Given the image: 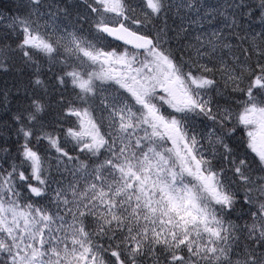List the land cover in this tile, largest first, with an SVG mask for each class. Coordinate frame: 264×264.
Segmentation results:
<instances>
[{"label": "snow or ice", "instance_id": "obj_1", "mask_svg": "<svg viewBox=\"0 0 264 264\" xmlns=\"http://www.w3.org/2000/svg\"><path fill=\"white\" fill-rule=\"evenodd\" d=\"M0 264H264V0L0 3Z\"/></svg>", "mask_w": 264, "mask_h": 264}, {"label": "trees", "instance_id": "obj_2", "mask_svg": "<svg viewBox=\"0 0 264 264\" xmlns=\"http://www.w3.org/2000/svg\"><path fill=\"white\" fill-rule=\"evenodd\" d=\"M9 0H0V3L7 4Z\"/></svg>", "mask_w": 264, "mask_h": 264}]
</instances>
